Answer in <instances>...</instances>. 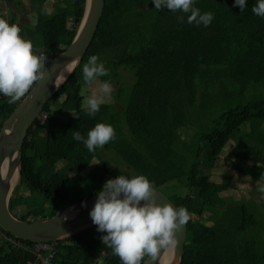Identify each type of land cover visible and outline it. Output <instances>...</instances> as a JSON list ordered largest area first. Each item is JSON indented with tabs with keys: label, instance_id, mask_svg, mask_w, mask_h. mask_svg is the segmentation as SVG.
<instances>
[{
	"label": "trees",
	"instance_id": "1",
	"mask_svg": "<svg viewBox=\"0 0 264 264\" xmlns=\"http://www.w3.org/2000/svg\"><path fill=\"white\" fill-rule=\"evenodd\" d=\"M85 1L32 0L40 8L31 36L35 49L51 56L63 52L75 36ZM233 3L196 0L201 12L213 14L204 27L187 23L186 16L178 23L184 14L155 10L151 0L105 1L82 62L44 107V123L37 120L25 139L19 186L29 189L30 201L40 196L43 203L20 220L52 218L66 203L95 196L110 178L144 174L162 193L180 187L189 191L184 197L164 193L190 215L182 264H264V211L259 205L264 194L256 186L248 199L230 203L223 196L235 189L234 177L257 184L264 173V17L251 12L255 0H247L243 13ZM91 55L109 69L100 81L114 85L121 68L134 76L130 89L118 88L115 100L108 99L94 116L83 110L90 87L84 84L82 67ZM23 99L11 104L0 100V129ZM100 122L114 127L115 138L90 153L73 133L86 136ZM190 129L197 132L186 138L183 132ZM50 136L56 145L52 142L54 151L48 153ZM231 140L236 144L229 146ZM224 157L238 165L236 174L214 181L211 174ZM22 205L27 206L25 197L14 193L11 213L16 216ZM0 233L16 239L1 228ZM103 234L95 226L54 243V261L121 264L102 243ZM0 264H37V258L0 242Z\"/></svg>",
	"mask_w": 264,
	"mask_h": 264
},
{
	"label": "clouds",
	"instance_id": "2",
	"mask_svg": "<svg viewBox=\"0 0 264 264\" xmlns=\"http://www.w3.org/2000/svg\"><path fill=\"white\" fill-rule=\"evenodd\" d=\"M151 3L155 10L184 14L177 17L178 23L185 22L186 16L187 23L208 27L213 20L211 12H201L196 7V0H151ZM236 6L243 13L247 0H234L233 7ZM47 11L42 9L44 13ZM251 12L264 17V0H255ZM47 59L44 53L37 54L33 42L22 34L19 25L0 17V95L8 98L9 104L28 95L44 77ZM106 76L109 69L105 63L97 55H91L82 67L84 84L96 85L83 102L88 116L99 112L100 106L111 97L112 83L99 79ZM114 138V127L103 122L96 123L86 136L79 131L73 133V139L90 153ZM257 190L264 194V173L257 181ZM157 194L154 181L144 174L117 175L106 180L96 192L89 217L97 232L104 233L100 237L104 246L119 257L121 264H142L145 257L155 260L159 253L177 247L176 234L187 224L190 215L183 206L158 202Z\"/></svg>",
	"mask_w": 264,
	"mask_h": 264
},
{
	"label": "water",
	"instance_id": "3",
	"mask_svg": "<svg viewBox=\"0 0 264 264\" xmlns=\"http://www.w3.org/2000/svg\"><path fill=\"white\" fill-rule=\"evenodd\" d=\"M105 1H85L84 13L71 44L46 66L44 77L36 82L0 129V228L18 240L33 244L58 243L95 227L89 211L96 195L83 201L68 202L52 218L37 222L23 221L14 216L9 203L21 182L22 149L28 132L46 104L82 62L99 28ZM156 191L158 202H170L175 206L164 193ZM176 238L178 244L175 249L159 253L155 260L147 257L143 264H182L187 225L177 232Z\"/></svg>",
	"mask_w": 264,
	"mask_h": 264
},
{
	"label": "rangeland",
	"instance_id": "4",
	"mask_svg": "<svg viewBox=\"0 0 264 264\" xmlns=\"http://www.w3.org/2000/svg\"><path fill=\"white\" fill-rule=\"evenodd\" d=\"M13 1H15V2L19 1V2L22 3V2H24L26 0H13ZM57 1L58 0H54V2H57ZM52 2H53V0H52ZM35 16H36V20L34 18L31 19V23H32V26L33 27H36L38 25V20H39L38 19L39 16H38L37 13H35ZM3 17L5 19H7V17H5V14H3ZM8 20H9V22H11V19L8 18ZM34 31H35V29L34 30L31 29V32H34ZM38 49H41V50H37V54L42 51V48H38ZM45 53H46L47 58H48L47 59V62H46V64L48 65L53 60V58L56 55L55 56H51V55H49V53H47V52H45ZM133 83H134L133 73L130 72L128 69L121 68L119 70V78H118V81L114 85H112L113 86V92H112L111 97H110L111 100H115V97H114L113 94L115 92H117L118 88L121 87V88L127 90V89H130V87L133 85ZM94 89H95L94 87H90L88 89L89 90V95L91 94V92ZM86 90L87 89H85L84 92H86ZM110 98H109V100H110ZM195 132H197V130H195ZM195 132H193L192 129H190L187 133H184L183 132V135L186 134L185 135L186 138L194 137L195 136V134H194ZM44 135L47 137V134L46 133H44ZM50 142H51V144H50ZM52 142L54 143V138L52 136H50L49 137V142H48L49 143V151H48V153H51L52 151H54V148H55L54 145H56V143H54V145H53ZM234 144H236V141L235 140H231V142L229 143V146L230 145L233 146ZM104 157L106 159H111V155L108 154V153L107 154L105 153L104 154ZM115 160H117V162H115V164L121 165L122 167H124L122 164H120V161L121 160H118V158L117 159L115 158ZM43 162H47V157H45L43 159ZM237 167H238L237 164H233V163H230L229 161H226V158L224 157V158H222L219 161L218 169L215 170L214 172H212L211 177H212V179L214 181H217V180H220L221 178H223L224 176H226L228 174L234 175V174H236ZM70 174L71 175H75V172L70 173ZM233 180L234 181L232 183H233V186H234L235 189H233V192L232 193H225L223 195L224 198L228 199L230 203L231 202H234V201H239V200L244 199V198L245 199L246 198L248 199L249 196H251L252 193L255 192L254 188L257 186L256 183H253L250 180L245 179V178H242V177L239 178L237 176L234 177ZM53 181L54 182H57L58 181V178L57 179L55 178ZM164 191H165L164 193H166L169 197H172L173 194L180 195L181 197H184L187 194H189V191L186 188H184V187H180L177 191L174 190V189H172V190L171 189H164ZM14 193H15V196H18V197L23 196V197H25L26 205H27V206L22 205L21 207H18L19 212L16 215L17 218H20V216H22L24 214H27L30 211H33L37 207H40L42 205V203H43V199L40 196H36L35 197V200H36L35 203H33L32 201H30V199H29V198H31L30 191H29L28 188H26L24 186L22 187V186H19L18 185L16 187V189L14 190ZM14 193H13V195H14ZM83 197H85V195H83ZM259 205H260V208L263 209V211H264V203L261 202V200L259 201ZM254 207H257V206L255 205ZM32 219H34V217L33 216H30L29 217V221L30 222H35V221H32ZM262 223H263V227H264V216H263ZM206 225L211 226L212 223L207 222Z\"/></svg>",
	"mask_w": 264,
	"mask_h": 264
},
{
	"label": "crops",
	"instance_id": "5",
	"mask_svg": "<svg viewBox=\"0 0 264 264\" xmlns=\"http://www.w3.org/2000/svg\"><path fill=\"white\" fill-rule=\"evenodd\" d=\"M39 10L40 8L36 5L34 6V4L32 2L30 3L29 0H26L22 3L19 1L15 2L13 0H0V17H3V14H5L7 19L9 18L11 21L15 19L16 24L22 29V34L30 40H32L31 36H33L31 29L34 30L36 28L32 26L31 19L34 18L36 20L35 13H37L39 16ZM39 53H44L46 55L44 51Z\"/></svg>",
	"mask_w": 264,
	"mask_h": 264
},
{
	"label": "built area",
	"instance_id": "6",
	"mask_svg": "<svg viewBox=\"0 0 264 264\" xmlns=\"http://www.w3.org/2000/svg\"><path fill=\"white\" fill-rule=\"evenodd\" d=\"M5 99L8 102V98L0 95V100ZM47 114H41L39 117L40 124H43L46 120ZM0 242H8L12 244L13 248L28 251L37 258V264H59L54 261L56 249L54 243H39L32 246L25 245L16 239L10 238L3 233H0Z\"/></svg>",
	"mask_w": 264,
	"mask_h": 264
},
{
	"label": "flooded vegetation",
	"instance_id": "7",
	"mask_svg": "<svg viewBox=\"0 0 264 264\" xmlns=\"http://www.w3.org/2000/svg\"><path fill=\"white\" fill-rule=\"evenodd\" d=\"M30 1V3L32 2V0H29ZM33 3V2H32Z\"/></svg>",
	"mask_w": 264,
	"mask_h": 264
}]
</instances>
